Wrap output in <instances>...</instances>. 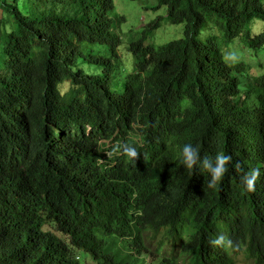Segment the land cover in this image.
<instances>
[{"label": "trees", "instance_id": "obj_1", "mask_svg": "<svg viewBox=\"0 0 264 264\" xmlns=\"http://www.w3.org/2000/svg\"><path fill=\"white\" fill-rule=\"evenodd\" d=\"M20 5L0 0L12 18L6 31L0 17V264H80L75 250L98 264H145L144 254L163 249L151 251L146 233L162 231L187 264H236L243 252L264 264V75L242 94L237 65L213 39L196 38L208 19L223 45L241 38L262 48V1L157 0L184 24L183 37L146 45L160 18L145 25L128 45L135 71L118 94L108 86L110 57L90 47L115 55L112 0ZM254 19L263 22L257 36ZM79 55L105 67L87 73ZM99 140L107 150L135 144L134 164L121 155L97 162ZM185 143L199 145L201 158L231 156L217 188H207L204 169L179 163ZM252 168L261 176L248 193L239 177ZM220 235L223 246L210 244Z\"/></svg>", "mask_w": 264, "mask_h": 264}, {"label": "rangeland", "instance_id": "obj_2", "mask_svg": "<svg viewBox=\"0 0 264 264\" xmlns=\"http://www.w3.org/2000/svg\"><path fill=\"white\" fill-rule=\"evenodd\" d=\"M9 1L13 2L14 0ZM261 1L264 7V0ZM16 2L19 5L21 4L20 7L24 12L27 10L25 6L26 0H16ZM112 2V31L119 38V43L114 47L115 55L112 54L109 46L90 45V47L94 54L110 57L112 62V75L108 86L112 92L118 94L121 91L125 76L135 71V56L128 50V45L140 37V33L143 31L145 25L157 17L160 18L159 26L149 33L145 40L146 45L150 44L153 47H157L169 41L182 38L184 24L171 23L166 17L165 8L163 6L156 7L157 0H112ZM0 17L3 21L2 28L8 31L12 22L11 15L0 9ZM250 26L253 36L259 35L263 30V22L259 19L252 20ZM196 38L200 43L213 39L219 45L223 60L229 65H238L234 71V75L239 81V88L243 94L254 85L253 80L255 77L264 75V46L262 48L252 49L241 38H236L228 45H223L221 42V30L208 19H206V24L199 30ZM3 47L4 42L0 39V66L6 57ZM78 58L81 60V62H78V67L87 73L91 71L100 73V70L105 67L104 64L92 63L85 60L82 55H79ZM67 83L68 81L58 83V87L62 89V92L68 88ZM44 227L47 228L46 224ZM145 238L151 251L158 245L163 244V249H161L160 254H153V258L149 255L144 256L146 264H187L177 254L172 257V242L165 239L163 231L157 235L147 232ZM73 256L78 258L80 264H97L96 261L81 251L75 250ZM164 257L167 258L166 261L162 260ZM235 261L236 264H253L247 258L245 252L237 255Z\"/></svg>", "mask_w": 264, "mask_h": 264}, {"label": "clouds", "instance_id": "obj_3", "mask_svg": "<svg viewBox=\"0 0 264 264\" xmlns=\"http://www.w3.org/2000/svg\"><path fill=\"white\" fill-rule=\"evenodd\" d=\"M241 93L243 94V92ZM108 142V140L98 141L97 147H100L103 150L101 151L102 156L97 159V162H102L106 157L121 155L126 158L127 162L134 164V160L139 153L135 144L122 142L118 145L110 146V150H107L106 147L109 144ZM178 160L184 168L190 171L199 168L204 169L208 174L207 188L215 189L224 177V174L227 170L226 166L231 161V156L218 153L214 157L201 158L199 145L185 143L180 148ZM235 168L237 170L243 171L239 161L235 163ZM260 176L261 171L259 168H252L243 172V174L239 177L241 189L248 193L255 191L256 181ZM224 243L225 237L223 235L217 236L215 239L210 240V244L213 246H223ZM228 243H230V241ZM147 255L149 254H144L143 257Z\"/></svg>", "mask_w": 264, "mask_h": 264}]
</instances>
